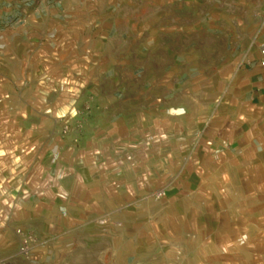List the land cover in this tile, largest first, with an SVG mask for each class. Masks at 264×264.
Masks as SVG:
<instances>
[{
  "label": "crops",
  "instance_id": "0c3cea01",
  "mask_svg": "<svg viewBox=\"0 0 264 264\" xmlns=\"http://www.w3.org/2000/svg\"><path fill=\"white\" fill-rule=\"evenodd\" d=\"M263 45L264 0H0V264L143 257L93 247L95 235L77 230L81 217H67L83 202L91 157L77 143L129 140L147 119L169 120L187 91L180 82L210 79L214 66L226 79L230 49L256 76ZM87 106L80 132L51 138L58 114L73 126ZM26 230L38 239L21 252Z\"/></svg>",
  "mask_w": 264,
  "mask_h": 264
},
{
  "label": "rangeland",
  "instance_id": "374dc122",
  "mask_svg": "<svg viewBox=\"0 0 264 264\" xmlns=\"http://www.w3.org/2000/svg\"><path fill=\"white\" fill-rule=\"evenodd\" d=\"M236 54L228 50L225 80L214 66L210 79L180 82L177 91L184 83L187 91L169 120L147 119L129 140L77 143L91 157L77 194L83 202L67 217H81L77 230L95 235L88 244L142 254L134 264H264V68L252 76ZM89 108L75 120H90ZM58 115L52 139L77 133H65L70 118ZM37 239L23 231L18 249Z\"/></svg>",
  "mask_w": 264,
  "mask_h": 264
},
{
  "label": "built area",
  "instance_id": "2783aa9c",
  "mask_svg": "<svg viewBox=\"0 0 264 264\" xmlns=\"http://www.w3.org/2000/svg\"><path fill=\"white\" fill-rule=\"evenodd\" d=\"M261 55L264 57V45L262 46V49H261ZM260 64L262 65V66H264V58H262L261 60H260ZM87 112H90V108H89V106H87ZM76 123L77 124H75V126H72V125H70V124H66L65 126H64V132L66 133V132H70V131H75V132H80L82 129H83V126H84V120L82 119V118H80V119H78L77 121H76ZM26 248H21V252H26Z\"/></svg>",
  "mask_w": 264,
  "mask_h": 264
}]
</instances>
